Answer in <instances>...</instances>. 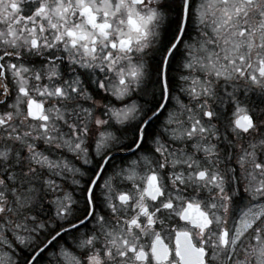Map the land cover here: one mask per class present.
I'll return each instance as SVG.
<instances>
[{"label":"snow or ice","instance_id":"obj_1","mask_svg":"<svg viewBox=\"0 0 264 264\" xmlns=\"http://www.w3.org/2000/svg\"><path fill=\"white\" fill-rule=\"evenodd\" d=\"M0 264H264V0H0Z\"/></svg>","mask_w":264,"mask_h":264},{"label":"rangeland","instance_id":"obj_2","mask_svg":"<svg viewBox=\"0 0 264 264\" xmlns=\"http://www.w3.org/2000/svg\"><path fill=\"white\" fill-rule=\"evenodd\" d=\"M194 34V33H193Z\"/></svg>","mask_w":264,"mask_h":264}]
</instances>
